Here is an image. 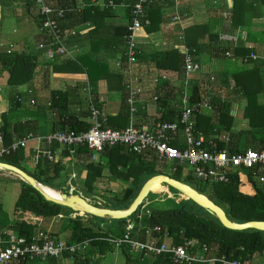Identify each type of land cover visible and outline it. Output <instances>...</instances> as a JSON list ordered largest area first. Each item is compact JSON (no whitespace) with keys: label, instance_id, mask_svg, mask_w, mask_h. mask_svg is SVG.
I'll use <instances>...</instances> for the list:
<instances>
[{"label":"trees","instance_id":"obj_1","mask_svg":"<svg viewBox=\"0 0 264 264\" xmlns=\"http://www.w3.org/2000/svg\"><path fill=\"white\" fill-rule=\"evenodd\" d=\"M85 1L87 2L88 0ZM103 1L108 2L109 0ZM112 1L117 5L115 9L95 6L78 10L75 0H47V4L55 9L68 10L65 13L64 19L59 22V27L63 31L68 30L69 27L75 28L86 23L92 24V28L88 31L90 51L92 53L103 48L111 50V46H114V54V51L120 49L121 44L123 46L122 38L128 34L127 24L131 21V9L133 8L134 0ZM146 1V5L144 6L146 11L145 16L150 20V25L139 29L138 32L145 30L146 34H152L159 30V25L164 22V18L157 6L159 0ZM255 4L262 8L264 0H232L231 8L223 12L224 17H226L225 25L222 28L223 33L236 35V33L242 32L240 28L245 25L246 12H252L254 10L252 5ZM28 6L29 4H27V9ZM121 7H124L128 12V22L112 26L108 23V20L113 16V11ZM253 15L251 13L252 17ZM52 16L54 17L55 15ZM206 36L207 27L204 25H192L183 31V45L188 48V52L192 53L193 59L197 62L199 61L198 55H200L202 49H205L204 46L207 45L205 41ZM111 37H115L121 43L109 42ZM161 52L156 53L152 58L155 62V67L159 70L173 71L183 78L184 55L173 48L163 49ZM231 52L232 58L241 61L248 51L244 47H236ZM226 58L225 56L223 57L224 60ZM122 61L124 67H127L125 55ZM78 64L85 70L79 67ZM72 66L82 70L90 83L102 78L108 81L111 79L110 77H114L115 87L118 91H122L121 107L117 116L107 119L106 126L114 130L124 129L129 120L130 107L128 104V89L125 84L123 85L121 77L115 74L111 75L108 65L98 60H91L88 55L84 59L78 60V62H67L64 68L71 69ZM0 69L8 74V85H23L34 77L36 69L35 56L32 53L14 52L8 54L6 51H0ZM204 81H200V85L195 83L188 94L189 104L203 105L206 103L210 106V113L199 112L197 114L193 127L194 134H202L206 139L212 137L211 139L217 143L220 149H226L230 153H237L248 148L254 151L264 149V104H261L259 101L264 93V75L260 72L258 64L254 62V66L250 69L241 70L229 76L224 75L223 78L219 76L218 81L217 77L216 79L214 77L212 84L208 82V79L206 83ZM206 84H209V89L206 87ZM241 99L244 101L242 117L247 121L248 128L234 133L233 127L236 120L231 114L232 106L238 102L242 104ZM59 100L60 98L53 96V108H57ZM13 103L16 105L22 104L17 103L16 99H14ZM11 107L12 105L8 100L0 98V114L2 117L0 136L3 146L11 144V135L7 130L6 123V111ZM60 128L61 130L81 132L87 131L89 125L71 117L66 123H62ZM19 139H22V136ZM241 145H244L245 148L240 147ZM22 150L2 158L5 160L3 163L16 166L24 171L17 163L19 152ZM74 153H76V161L81 164L82 169L85 171L84 179L79 183V189L86 198L96 195L95 183L101 177L104 167L107 168L111 177L115 179L126 183L132 180L131 186L122 191L121 197H114V201H112L114 209L127 207L148 178L162 174L160 171L155 170V164H160V162L156 160L154 155L151 154L149 157L148 154L138 156L128 152L122 145L103 149L99 157L105 160V166L93 162L92 155L85 147H75ZM67 155L68 152L65 149L62 147L57 148L53 162L37 158L34 163L37 172H25L32 176L39 184L60 190L66 179L65 176L64 180L61 179L63 175L61 176L60 174L63 169L62 157H67ZM180 170V168H176L172 176L169 177L184 183L197 181L199 184L204 185L203 191L195 189L203 194L206 192L205 195L215 204L221 206L231 221L236 223L264 221V185L259 184L256 179L258 175H263L264 171L257 168L246 172V180L251 185L250 187V185L243 184L244 181L241 180L243 175L240 170L230 172L227 175L229 179L227 183L207 185L195 179L192 174H188L186 178H183ZM169 191L174 192L176 195L178 194L170 188ZM180 197L184 199L169 201V207H163L164 201L155 200L157 196L150 198L149 204L145 209V212H148L147 214L139 218L140 212L138 210L130 217L134 221L131 236L134 239L145 242L148 237L145 234V230L141 228L150 227L154 236L162 237L166 234L177 245L182 243L183 238L200 243L199 246H195L196 248L204 244L208 248L205 253H207V256L213 258L225 257L231 260H251L263 253L264 232L255 230H228L222 227L206 211L185 197ZM71 213L66 208L45 201L38 191L25 182L20 181V193L14 204L13 222L5 228L0 229L12 230L30 240L32 237H36L39 231H46L47 226L53 218H56L58 215L68 216ZM77 216L84 215L78 214ZM96 220L95 223L87 220L84 221L81 218L66 220L69 225H73L66 237L67 247L69 248L76 243L89 240V247L98 248L101 255L111 252L113 246L110 244L109 239L116 236L119 238L124 233L123 229L115 234L111 228L113 224H120V222H125L126 220ZM155 228H158V230H154ZM122 251L126 264H133V255L130 253L129 248L123 246ZM77 256L78 254L71 255L67 250H64L60 258H50V263L79 264ZM170 256L169 254L154 256L151 258V264H170ZM87 260L83 264H87ZM16 263L26 264L27 262L17 261Z\"/></svg>","mask_w":264,"mask_h":264},{"label":"crops","instance_id":"obj_2","mask_svg":"<svg viewBox=\"0 0 264 264\" xmlns=\"http://www.w3.org/2000/svg\"><path fill=\"white\" fill-rule=\"evenodd\" d=\"M75 3L78 10L87 8L81 7L82 3H86L85 0H75ZM157 6L161 10L164 22L159 25V30L155 33L146 34L145 30H143L142 32L137 31L136 42L139 49L137 58L138 61L130 67V74H126L125 72L128 70V67H124V63L122 61L126 51L123 43V38V46L121 44L120 49L114 51V54V46H111V50H106L105 48H103L97 52L92 53L90 51V38L88 37V31L92 28V24L86 23L75 28L69 27L68 30L64 31L67 37L71 55L69 57H59L56 60L48 62L39 52L35 50L36 44L43 39L42 36H39L37 27L35 44L33 46H30V43H28V39L30 37L22 38L24 34H30L33 30L32 26H36L37 23L36 18L33 17V14L28 12L27 0H0V44L12 45L15 50L14 52L17 53H32V55L35 56L36 65L33 79L19 86L8 85V74L0 69V80L2 83L0 84V98H2L3 100H8L12 105V107L8 109L9 111L3 109L4 111H6L7 130L11 135V143L17 141L20 136H22L23 138L29 133L37 137H44L51 132L59 131L61 130V124L66 123L71 117L77 119L79 122L88 124L90 128V106H94L96 109H98L102 117L106 119L104 128L111 129L106 126L107 119L109 117L117 116L121 107L120 101L122 97V91H118V89L115 87L116 83L114 82V77H110L111 79L108 81L105 78H102L100 80H97L96 82L90 83L85 77L84 72H82V70H80L78 67L76 68L72 66L71 69L64 68V65L67 62H78V60L84 59V57L87 55L91 60H98L99 62L108 65L109 73L111 75L115 74L121 77L123 85L125 84L128 89V99L131 93L129 91L133 90L136 92L135 96L133 97L134 102L132 105L135 111L133 113H131L130 111L127 126L131 124V126L138 130L150 129L157 122L178 121L183 107V98L186 97L188 105H192L188 102V91H190L195 83L200 85V81L203 80L204 75H200L202 73L204 64L203 58L207 61L206 65L204 66L209 67V70L207 71H211V69L214 70L213 66L216 65H214V62L222 61L221 64H226L225 66L227 67H225L224 70H221L220 74L222 76H229L232 73L250 69L252 66H254V62L258 64L260 72L264 75V6L260 8L256 4L252 5V7H254V10L252 12H246L247 16L245 19V25L240 28L242 32L236 33V35H227L222 31L226 20L223 12L231 8L232 0H159L157 2ZM251 13L254 14L253 17L251 16ZM127 22L128 12L124 7L117 8L115 11H113V16L108 20V23H110L112 26H116L118 24H126ZM149 25L150 20L149 24L143 26L142 28L148 27ZM192 25H204L207 27V36L205 37L207 45L204 46L205 49H202L200 55H198L199 63L195 60L198 64H200L201 71L196 74L186 76L185 71L183 70L184 76L183 78H181L180 75L173 71L157 69L152 58L156 53H160L161 50L173 48L175 50H178L181 54L182 52H188V48L183 45L182 34L184 29ZM71 32H74L75 35L71 36ZM9 35H13V37L9 38ZM229 36H231V38L235 37V41L226 40L227 38H229ZM12 39L14 43L11 42ZM110 39L111 40H109V42L117 44L121 43V41L116 40L115 37H111ZM17 45H21V47L17 48ZM236 47H244L245 49H247V55H245L241 61H238V59L236 60L234 58V60L232 58H226V60H224L223 57H226V53H229L231 55V50ZM4 50L5 47H0V51ZM190 54L192 55V53ZM250 54L252 56H256L258 58V61L255 60L254 62H252L248 60L247 62H244V59L250 56ZM226 62L231 63L230 66H228ZM78 66L81 67L80 64H78ZM82 69L85 70L84 68ZM211 77L214 78L213 74L208 77V82L212 84L213 82L211 81ZM28 89H30L32 92L30 96L29 94L24 93V91ZM18 95L21 97L23 96L22 98H24L23 100H25L24 103L20 105H16L13 103L15 97ZM53 96L60 98V102L58 103L57 108L52 107ZM31 99L35 101V105L37 104V101L42 103L43 108L46 109V115H41V112L39 111L27 112V107L24 105H30L29 101ZM263 99L264 93L261 99H259L261 104H264ZM241 103H244L242 99ZM129 107L131 108L130 104ZM13 111L15 112V119L8 116V114H11V112ZM39 120L43 121L39 122ZM1 123L2 117L0 114V124ZM47 123L50 124L49 128L46 125ZM30 143H32V147L28 149L27 147ZM170 144L174 145L178 149L185 148V138L181 130H178L176 141L171 142ZM39 146L41 150L50 149L55 152V154L57 148H60V146L55 144L51 146H45L41 144ZM35 147H37L36 141L29 142L27 146L19 152L18 155V165L28 173H32L31 171L37 172L34 163L36 159L40 157H35V153L33 152V149ZM101 152L89 153L92 155L93 162L100 163L101 165L105 166V160L99 157ZM144 154H148L149 157L152 153L148 152ZM75 155L76 153L70 156L68 153L67 157H62L63 169L61 170L60 174L63 175V178L65 176L66 179L64 185L61 188H64L66 192L67 188H69V191H72V193L73 191L77 190L80 192L79 194L84 196L79 189V183L84 179L85 171L84 169H82L81 164L76 161ZM154 157L156 158L155 155ZM29 160L33 164V167L30 171H27L24 166H26ZM156 160L160 162V164L170 163L168 161H159L157 158ZM176 168H180L182 177L186 178L187 175L185 169L182 167H178L176 164L173 165V168L170 169V171L173 173L175 172ZM3 172L4 170L0 172L1 179L10 181L15 185V188H20V181L22 180L21 178L19 179V176L8 171L4 173ZM246 172L247 171L242 172L243 177H247ZM131 182L132 180L126 183L111 177L107 168L104 167L101 177L97 179L95 183L96 195L92 196L93 199H95L92 202L100 205L101 203L102 205H104V202L109 203L113 205L114 209V204L112 203V201H114V198L98 194L97 189L102 190L100 191V193L111 190V192L114 193L117 198V196H119L115 193L118 191L117 189L122 187V189L125 190L131 186ZM161 188L163 189H157V199L155 200H165V203L167 205L168 200L175 199L179 201V199L176 198L177 195L174 192L170 193L168 187L163 186ZM121 195L122 193L119 197H121ZM178 196L180 197L179 194ZM96 198H99V201L96 200ZM147 201H150L149 198L147 199ZM143 208L144 206L139 209V218L148 213L145 212L146 207L144 209ZM79 217L80 216H72L71 213L68 216L63 215L61 219H58L57 217L53 218L47 226L46 231H49L51 239L54 242L57 243L59 241H63L66 244L68 231L73 227V225H69L66 220H74ZM85 220L91 223H95L94 219L90 220L85 217L84 221ZM127 220L126 222H120V224H113L111 230L116 234L120 230L124 229L123 234H125V228L130 225L131 228L128 230V234L131 240L140 243H149L150 241L154 240L158 245H165L167 248H170L172 246L183 247L185 246V243L187 241L191 240L183 238L182 243L177 245L168 237V235L164 234L162 237H158L156 235L154 236L150 227H142L141 229L145 230V234L148 238L145 242H141L131 236L134 221L130 218H128ZM122 236H120V238ZM115 238L118 237L116 236ZM84 242H88V245L77 256V262L79 264L85 263L87 259V264H126L122 248L123 246L127 245H121L120 247H118L110 243L113 246L112 251L101 255L98 248L89 247V240H85L76 244H82ZM195 242V246L200 245V243H198L197 241ZM203 245L204 244H201V246L198 248H196L195 246L190 248L189 254H198L201 251V247ZM129 251L133 255V264H145V259L147 258H149L151 264L152 257L162 255L144 254V252L138 253L130 250V248ZM108 256H110V260H108ZM199 258H201L199 261L193 262L191 264H216L210 262L213 257L207 256V253H200ZM50 260V258L45 260H33L27 262L26 264H51ZM169 260L170 264H176L172 261L171 257L169 258ZM251 263L264 264V251L262 254L252 258Z\"/></svg>","mask_w":264,"mask_h":264},{"label":"built area","instance_id":"obj_3","mask_svg":"<svg viewBox=\"0 0 264 264\" xmlns=\"http://www.w3.org/2000/svg\"><path fill=\"white\" fill-rule=\"evenodd\" d=\"M146 0H134L131 9V21L127 25L128 34L123 37L125 46V57L128 70L126 74H130V67L137 62L139 49L136 42V33L143 26L149 24V20L145 16ZM28 12L36 18V27L39 36L43 39L36 44L35 50L39 52L46 61L51 62L59 57H69L71 55L68 46L65 31L59 27V22L64 19L68 10L60 8H52L47 4V0H27ZM115 9L117 5L114 1L109 0H88L82 3L81 7H94ZM52 15H55L54 17ZM70 35H75L71 32ZM235 37L229 36L226 40L235 41ZM5 47L6 53H13L15 50L12 45H2ZM184 55V71L186 76L196 74L201 71L198 64L188 52H182ZM226 57L231 59V55L226 53ZM233 59V58H232ZM258 58L256 56L246 57L244 62L248 60L254 62ZM234 60V59H233ZM258 61V60H257ZM213 81V77H211ZM131 83V82H129ZM138 91V90H137ZM130 97L128 102L131 106L130 111L133 113L134 107L133 97L136 92L129 91ZM24 93L32 94L28 89ZM17 103H22L21 96L15 97ZM183 107L177 122H157L150 129L138 130L131 126L124 129L114 130L104 128L106 119L102 117L99 110L94 106L89 108V120L91 126L87 131L75 132L72 130L55 131L44 137H37L29 133L24 138L19 139L8 146H3L0 136V159L10 156L19 150L24 149L29 142H37V147L33 149L35 157L46 159L53 162L55 152L50 149L39 148L41 144L51 146L58 145L68 151L69 155L74 154L75 147H85L89 152L98 153L106 147L124 146L130 153L142 155L144 153H152L159 161H168L176 164L178 167L185 169L186 175L192 174L195 179L202 184H220L229 181L227 175L230 172L240 170L242 172L255 170L259 168L264 171V149L254 151L250 148L241 150L237 153H230L226 149H220L216 142L211 138L206 139L202 134H194L193 127L195 125V116L199 112L210 111V106L206 103L203 105H188L186 97L183 98ZM30 105H35L34 100L29 101ZM178 130H181L185 138V148L178 149L171 142L176 141ZM196 135V136H195ZM224 138V137H223ZM39 144V145H38ZM247 177L241 180L243 184L248 185ZM259 184L264 185V174L256 177ZM72 193V191H70ZM63 216L58 215L61 219ZM130 225L125 228L126 233L120 238L111 237L109 242L115 246L127 245L134 252H144V254H170L172 261L176 264H191L199 261L200 253H205L208 248L206 245L201 247L198 254L190 255L189 249L196 245L195 241H187L185 246L170 247L158 245L152 240L149 243H140L130 239L128 230ZM154 230H158L155 228ZM88 245V242L72 245L67 247L63 241L54 242L50 238L49 231H39L36 237L27 240L25 237L18 235L12 230L0 229V264H11L14 261L29 262L33 260H45L49 258H60L61 253L67 250L71 255L79 254ZM15 262V263H16ZM219 264H252L249 259H227L225 257L213 258L210 260Z\"/></svg>","mask_w":264,"mask_h":264},{"label":"water","instance_id":"obj_4","mask_svg":"<svg viewBox=\"0 0 264 264\" xmlns=\"http://www.w3.org/2000/svg\"><path fill=\"white\" fill-rule=\"evenodd\" d=\"M0 167L10 173L16 174L23 182L38 191L45 201L61 206L70 210L72 213H81L88 219H99L109 221H123L130 218L136 211L143 207L149 195L155 190L166 186L179 195L185 196L193 204L206 211L210 216L214 217L219 224L232 231L255 230L264 232V221H249L244 223H236L231 221L225 214L224 209L215 204L205 194L197 191L188 183L175 180L169 176L159 174L148 178L141 186L138 194L133 201L125 208L113 209V205L103 203L92 204L90 199L85 198L79 193H71L70 191L61 192L60 198H54L41 190L40 185L32 176L27 174L20 168L0 162ZM99 201V198H96ZM100 205V206H99Z\"/></svg>","mask_w":264,"mask_h":264},{"label":"rangeland","instance_id":"obj_5","mask_svg":"<svg viewBox=\"0 0 264 264\" xmlns=\"http://www.w3.org/2000/svg\"><path fill=\"white\" fill-rule=\"evenodd\" d=\"M32 28H33V30H32V32L30 34H24L22 36V38L30 37L28 39V43H30V46H33L35 44V35L37 34L36 33V26L33 25ZM8 37L9 38H12L13 35H9ZM11 42H13V39H12ZM20 47H21V45H17V48H20ZM203 63L204 64H203V68H202V73L200 75H204V77H203V80H205L204 83H206L208 77L211 74H213V76L215 77V79L217 77V81L219 80V76L221 78H223V76L220 73H221V70H224V68L227 67V66H225L226 64H224V65L221 64L222 61L214 62V65L216 64L215 66H213L214 70L211 69V71H207V70H209V67L204 66L207 63V61L204 58H203ZM227 65L230 66V64H227ZM204 72H206V73H204ZM208 72H210V73H208ZM212 82H214V81H212ZM0 84H2L1 83V80H0ZM206 87L209 89V84H206ZM206 95L208 96V94H206ZM207 96H206V98L208 99L209 96L208 97ZM24 106L27 107V112H36V111H39V112H41V115H43V116L46 115V109L43 108V105H42L41 102H38L37 101V104L34 105V106H32V105H24ZM232 107L233 108H232V113L231 114L233 115V117L236 120V123H235V125L233 127L234 133L238 132L239 130H245V129H247L248 128V123L242 117V114H243L242 113L243 103L242 104H240V102L235 103ZM207 112L210 113L209 111H207ZM207 112H205V113H207ZM8 116H10L13 119L16 118L14 111L11 112V114L9 113ZM11 118H10V120H11ZM42 121L43 120H39V122H42ZM46 125L49 128V125L50 124L47 123ZM241 144H242V142H241ZM30 147H32V143H30L27 148L30 149ZM240 147L245 148L244 145H241ZM4 161H5L4 159H0V162H4ZM173 165L174 164L171 163V162L170 163H167V164H162V165L161 164H155L156 170H158L162 174H165V175H168V176H172V172L170 171V169L173 168ZM24 167L26 168L27 171L28 170L30 171L31 168L33 167V164L29 160L28 163L26 164V166H24ZM4 172H6V170H4ZM31 172L34 173L33 171H31ZM61 179L64 180L63 177ZM188 184L191 185L192 187L196 188V189H200L202 191L204 190L203 189L204 188V185L199 184L197 181L188 182ZM200 187H202V188H200ZM117 190L118 191L115 192V193L120 196V194L122 193V190H123L122 187L119 188V189H117ZM60 191L63 192V191H66V190L64 188H60ZM67 191H69V188H67ZM100 191H102V190L97 189V193L100 194V195H102V196L111 197V198H114V196H115V194L112 193L111 190L110 191H105L104 193H100ZM19 192H20V188H18V187L15 188V185L13 183H11L8 180L6 181V180L0 178V228H3V227L5 228L7 225H9V224H11L13 222L12 218H13L14 204H15L17 198H18ZM73 193H80V192L76 190V191H73ZM156 193H157V190H155L153 193H151L148 198L149 199L150 198H154L155 196H157ZM170 193H173V192H170ZM205 194H206V192H205ZM176 198L179 199V200H182V197L180 198L178 195H177ZM90 199H91L90 202L92 204H95V202H92L95 199H93V197L90 198ZM171 200L177 201L175 199H171ZM171 200H168L167 202H169ZM163 201L165 202V200H163ZM148 204H149V202L146 201L144 203V205H143L144 208ZM101 206L104 207V205H102V203H101ZM164 206L168 207V206H170V204L168 203V205H167L166 203H164L163 204V207ZM77 215L72 214V216H77ZM61 216H63V215H61ZM79 218H81L82 220L85 219V217H83V216H80ZM97 220H99V219H97ZM99 221H101V220H99ZM107 258H108V260H110V256H108ZM42 264H45V263H42ZM145 264H150L149 258L145 259Z\"/></svg>","mask_w":264,"mask_h":264},{"label":"bare ground","instance_id":"obj_6","mask_svg":"<svg viewBox=\"0 0 264 264\" xmlns=\"http://www.w3.org/2000/svg\"><path fill=\"white\" fill-rule=\"evenodd\" d=\"M2 168L0 167V172H2ZM19 179H20V177H19ZM40 188H41V190H43V192H45L46 194H48V195H50V196H52V197H54V198H57V199H59L60 198V195H61V191L60 190H56V189H53V188H51V187H48V186H45V185H40ZM161 190L163 189V188H160ZM178 195V194H177ZM180 196H183V195H180ZM183 197H185V196H183ZM147 201V200H146ZM145 201V202H146ZM76 214H81V213H74V215H76Z\"/></svg>","mask_w":264,"mask_h":264}]
</instances>
